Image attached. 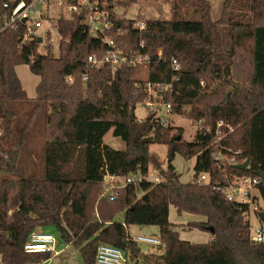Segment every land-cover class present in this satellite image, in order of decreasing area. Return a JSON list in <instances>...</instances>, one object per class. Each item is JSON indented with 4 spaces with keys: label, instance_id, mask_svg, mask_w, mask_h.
<instances>
[{
    "label": "trees",
    "instance_id": "16d2710c",
    "mask_svg": "<svg viewBox=\"0 0 264 264\" xmlns=\"http://www.w3.org/2000/svg\"><path fill=\"white\" fill-rule=\"evenodd\" d=\"M196 1L198 19L180 17L176 2L171 19L148 20L141 34L134 28L135 19L113 16L115 25L109 34L119 49L149 55L146 77L128 64L114 74L107 63L92 68L88 57L102 59L109 46L81 22L83 16L59 20L58 56L48 46L41 52L36 39L23 41V22L0 33V131L2 136L15 135L10 146L0 145L3 264L49 259L52 252L24 250L30 234L47 225H54L65 242L79 247L86 264H95L101 243L123 249L132 264H264V244L251 240L236 204L211 184L174 178L172 161L177 152L185 158L196 156L197 174L220 176L212 137L199 130L194 141H186L182 127L150 116L139 121L135 113L137 104L148 97L149 82H170L176 76L172 92L165 95L173 110L201 119L204 126L214 125L217 119L234 126L222 143L241 150L239 159L250 157L251 165L229 169L253 175L264 171V0H225L218 20L211 18L208 0ZM174 58L180 63L178 70L172 67ZM23 64L40 81L37 105L21 124L14 107L28 100L16 72ZM42 105L47 109V139L43 177L37 178L18 166L17 157L28 125ZM110 130L125 141V149L104 141ZM154 143L168 144L166 180L125 184L114 200L103 195L107 176L147 174ZM261 189L264 196V185ZM171 205L179 214L202 216L188 226L205 231L213 227L212 239L205 243L181 239L169 219ZM131 225L157 226L162 252L142 257L139 242L129 233Z\"/></svg>",
    "mask_w": 264,
    "mask_h": 264
},
{
    "label": "built area",
    "instance_id": "2783aa9c",
    "mask_svg": "<svg viewBox=\"0 0 264 264\" xmlns=\"http://www.w3.org/2000/svg\"><path fill=\"white\" fill-rule=\"evenodd\" d=\"M117 0H4L0 5V33L6 29H15L20 22L25 24V32L23 34V41L34 40L38 42L41 37L42 41L38 42L41 45L48 46L53 44L56 40L54 36L58 34V44L62 39L59 29V20L62 18H69L74 15L83 16L81 22L94 35L102 38V41L109 46L106 54L102 59L95 55L88 57L89 65L93 67H100L102 64H109L111 66L112 74L116 69L128 64L137 69L140 75L145 70L149 72V55H130L122 52L115 39L109 34V31L114 28L115 17L119 16L114 12ZM36 11V16L34 13ZM148 20L139 18L134 21V28L141 34L147 27ZM42 30V33L40 32ZM140 46H144V41H140ZM159 55L161 51L159 50ZM172 67L174 70L180 68V63L177 59H172ZM148 75V73H147ZM142 76V75H140ZM88 75L83 76L86 81ZM71 81L72 78H69ZM177 80L174 76L170 82H149L147 84L148 97L143 103V108L147 110V116L152 115L164 123H169V117L165 113L175 116H183V113H177L173 110L172 102L165 98V95L171 93L173 90V82ZM204 85V81H201ZM147 116H139V121H143ZM196 126V133L203 130L204 133L212 137L210 146L215 147L213 159L216 166L219 168L220 176L212 178L209 172L198 173L194 179L202 184H211L214 188L219 190L225 198L238 206L242 213L244 220L248 223L249 235L251 240L257 243L264 244V228L259 226L255 228L252 224V217L264 223V218L260 216L264 213V196L261 187L264 185L263 179L260 175L250 173L234 172L229 169V166L236 167L237 164L246 160L239 159L241 150H234L222 143L225 136L232 132L235 127L226 123L223 119H217L214 125L204 126L201 119H190ZM251 163V162H250ZM251 164L247 168L250 167ZM105 181V191L103 195L109 196L114 200L117 191L113 184L117 177L107 176ZM123 186L128 183H139L143 180L153 183H159L166 180L165 176L149 173L146 175L141 172L131 173L124 177ZM112 185V186H111ZM137 242H145L160 246L161 240L156 236L137 235L132 237ZM55 238L52 234L43 232V229H35L27 242L24 244V250L28 253L40 252H54ZM95 264H132L130 263L126 252L116 246L101 243L95 256Z\"/></svg>",
    "mask_w": 264,
    "mask_h": 264
},
{
    "label": "rangeland",
    "instance_id": "374dc122",
    "mask_svg": "<svg viewBox=\"0 0 264 264\" xmlns=\"http://www.w3.org/2000/svg\"><path fill=\"white\" fill-rule=\"evenodd\" d=\"M122 3L115 6L114 12L121 18L127 19H145V20H167L173 17L174 7L173 4L178 2L179 16L186 19H198L200 16L199 4L196 0H120ZM211 4V18L213 20H218L222 16L223 4L225 0H208ZM36 16V11L34 13ZM42 33V30H40ZM56 38L53 44H49L48 47L53 52L55 56L59 55V44H58V34L54 36ZM48 50L47 46L41 45L40 51L46 52ZM17 75L22 83V86L27 92L28 100L24 102L17 103L15 105L16 115L25 122L28 114L37 105L36 98V86L40 81V77L34 74L29 65H19L16 67ZM148 71L146 70L141 73V77H146ZM137 75H139L137 73ZM139 75V76H140ZM232 90V87H230ZM36 114L32 117L30 124L28 125V131L26 133V139L23 147L20 149L17 157L18 166L25 171L28 175H33L37 178L43 177L44 172V150L45 142L47 139V121L46 112L47 109L45 105L39 106ZM166 117H169V124L175 128L182 127L184 130L183 137L186 141H194L196 126L191 122V120L183 114V116H175L165 113ZM136 115L147 116V110L143 108V104H137L135 109ZM0 121H3L2 119ZM14 134H5L2 136V131H0V145L4 148L10 146V143L14 142ZM104 141L110 144L116 149H125L126 143L120 137L114 136L112 130H110L104 137ZM168 144L166 143H154L150 146V156L151 163L149 166V173L151 175L161 174L166 176L167 166H168ZM196 156L191 158H185L180 153H176L172 164L174 165V172L176 173L177 180L183 183L192 182L195 178V164ZM154 161L158 162V165L154 164ZM110 182V179H106ZM124 179L123 177H117L113 183L118 191L123 187ZM112 186V185H111ZM103 189V190H102ZM105 191V184L101 187V192ZM141 194V193H140ZM139 194V195H140ZM122 216V212L118 214V217ZM169 219L174 225V228L178 231L179 236L183 240H188L195 243H205L211 238V233L209 231L201 230L199 228H190L188 225L190 222L202 220L203 217L190 212H183L179 214L176 208L171 205L169 210ZM252 224L255 228L262 226L264 228V223L260 222L256 216L252 217ZM38 229H42L39 227ZM43 232L52 234L55 238V249L60 252L47 260L42 259L39 263H29V264H86L79 247L74 244L65 242L58 229L54 225H47L44 227ZM129 232L132 237L137 235H150L157 236L159 238V228L154 225L150 226H138L131 225L129 227ZM141 248V256L149 255H159L162 250L157 245L150 243L139 242ZM0 264H3L0 256ZM143 264H147L143 262Z\"/></svg>",
    "mask_w": 264,
    "mask_h": 264
},
{
    "label": "water",
    "instance_id": "95a60500",
    "mask_svg": "<svg viewBox=\"0 0 264 264\" xmlns=\"http://www.w3.org/2000/svg\"><path fill=\"white\" fill-rule=\"evenodd\" d=\"M41 41H42V38L39 37V38H38V42H41ZM133 113H134V110L132 111V114H133ZM151 117H152V115H150V118H151ZM180 138H181V136L178 137V139H180ZM250 162H251V158L248 157V158H246V160H245L244 162L237 164L236 167L239 168V169H246V168L249 166ZM257 174L260 175V176L262 177L263 182H264V171H263V170H258V171H257ZM197 175H198V174L196 173L195 176H194V178H196ZM260 216H261L262 218H264V213H261ZM209 231H210L211 233H214V228H213V227H209Z\"/></svg>",
    "mask_w": 264,
    "mask_h": 264
},
{
    "label": "crops",
    "instance_id": "0c3cea01",
    "mask_svg": "<svg viewBox=\"0 0 264 264\" xmlns=\"http://www.w3.org/2000/svg\"><path fill=\"white\" fill-rule=\"evenodd\" d=\"M195 176V175H194ZM42 229H44V227H42ZM128 230H129V228H128ZM130 233V232H129ZM211 233V232H210ZM212 234V233H211ZM157 237V236H156ZM212 239V235H211V238H209V240H211ZM60 251L59 250H57L56 249V251L54 252V254L52 255V257L54 258L55 257V255L57 254V253H59Z\"/></svg>",
    "mask_w": 264,
    "mask_h": 264
}]
</instances>
